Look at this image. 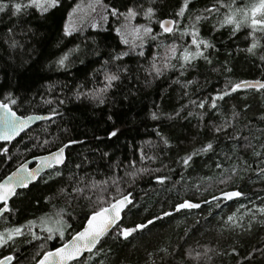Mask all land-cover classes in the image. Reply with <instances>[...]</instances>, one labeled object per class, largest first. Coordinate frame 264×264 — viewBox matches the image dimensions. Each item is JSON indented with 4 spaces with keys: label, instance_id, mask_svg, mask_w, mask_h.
Wrapping results in <instances>:
<instances>
[{
    "label": "trees",
    "instance_id": "16d2710c",
    "mask_svg": "<svg viewBox=\"0 0 264 264\" xmlns=\"http://www.w3.org/2000/svg\"><path fill=\"white\" fill-rule=\"evenodd\" d=\"M81 1L87 0H59L43 14L35 8L20 16L11 7L0 12V100L12 93L20 115L53 116L13 143H0V181L26 160L70 143L67 162L17 191L11 210L0 216V233L21 229L0 247V259L13 255L11 264H36L80 231L93 210L130 195L120 228L145 227L127 237L114 229L77 264H264V88L231 91L245 80L264 81V30L251 27L253 0H187L186 7L185 0H103L112 11L105 28L65 35ZM131 13L152 29L145 47H128L117 31ZM228 16L239 28L220 26ZM166 18L175 21L171 33L160 27ZM193 33L214 46L201 49L211 63L200 57L181 69L177 57L196 51ZM120 53L128 55L114 59ZM65 54L60 68L56 61ZM105 73L120 77L104 94L105 103L75 98L103 87ZM226 84L230 94L211 109L205 98ZM208 143L213 151L188 167L180 162ZM233 190L242 195L219 206L212 201ZM184 201L200 207L176 212ZM47 217L67 222L63 240L58 234L45 239L41 222Z\"/></svg>",
    "mask_w": 264,
    "mask_h": 264
},
{
    "label": "snow or ice",
    "instance_id": "6c2138e0",
    "mask_svg": "<svg viewBox=\"0 0 264 264\" xmlns=\"http://www.w3.org/2000/svg\"><path fill=\"white\" fill-rule=\"evenodd\" d=\"M59 3V0H48L46 4H42L40 0H27V3H18L13 2L11 4L4 3L3 0H0V12H4L6 9L11 7L12 9V15L13 16H20V15H26L27 10L29 8H35L37 9L41 14L47 13L49 9L55 8L57 4ZM187 6V0H185V7ZM219 6H214L213 9H210L208 11H218ZM228 7H231V5H228ZM151 10H149L150 12ZM243 13L246 19L249 18L248 12H243V10H238ZM250 20H251V27L255 30L258 26L261 27V30H264V0H259L258 4L251 5L250 8ZM184 12V7L181 8L180 14L182 15ZM259 14V15H258ZM206 18V17H205ZM201 17L197 16L196 21H200ZM172 24V21H164L161 23L160 27L162 28V31L164 33H169L172 31V28L170 25ZM228 24H236V27L239 28V22H237L233 16L226 17L220 24L221 27ZM71 29L66 25L64 32L65 35L71 34ZM119 31V30H117ZM145 32H151V29H145ZM157 37L153 36L152 39L155 40ZM123 43H127V41H122ZM192 45L196 47L195 52H189L187 49L183 51L181 55L177 57L178 61H183L180 63V68L184 69L186 66H190L191 62L196 60L197 58L202 57L205 61L211 63L210 60H208V56L204 54L203 50H207L209 48L214 47L210 43L206 41H201L197 38L196 34L193 33ZM13 47L16 46V43L13 42ZM253 47H255V43L253 44ZM77 48L70 49V52L77 51ZM172 56H177L176 46L173 45L170 49ZM249 52L252 51V48L248 49ZM127 53H120L118 56L114 57V59H121L123 56H127ZM140 56L144 55V52L141 51L139 53ZM68 59V54H65L61 56L57 61V66L60 68L66 67L65 61ZM264 59V57H262ZM165 69L167 68H174L175 65L173 64H165ZM152 68L156 72L157 75L161 73V68L157 67L155 63H153ZM183 74V73H181ZM120 77L116 74H110L105 73L104 76V82L103 87L97 89L95 92H89V93H77L76 99L79 100L82 95L89 96L91 99L96 100L98 98L99 103L103 104L105 103L104 100V94L108 92L110 88L113 87V84L115 82H118ZM191 83V82H190ZM242 86H255V85H248L247 82H244V84H236L232 86L231 91H236V89L242 87ZM261 88H264V84L259 85ZM228 85H225V88L221 91H218L215 95H211L209 97H206L205 99L211 100V104L208 105L211 109L215 110L217 108V101L223 100L225 96L229 95ZM45 103L51 104L52 101L48 100L45 101ZM63 103V101H61ZM199 107L204 108L205 102L202 100L199 104ZM20 108V103L16 98L13 97L12 93H7L3 100H0V141L3 142H10L15 136L19 135L21 132L24 131V129L28 128L30 124H32L33 121H39L48 119V117L44 116H23L18 115L17 111L14 109ZM54 114L56 113L55 110H53ZM191 115V113H189ZM152 118L156 119V114H152ZM216 132H221L222 128L217 127L215 129ZM159 135V133H157ZM115 135V133H113ZM164 143L167 144V140H164ZM3 152H7V149H2ZM64 149L60 148L59 151L51 153L48 156L44 157H38L40 162L37 164V166L29 170L27 162L20 164V166L17 168L15 172H13L10 176H8L2 183H0V203H2V207H0V213L9 211L8 209V200L11 198L14 194H16L17 187L19 188H25L27 187L31 182L37 181L38 178L42 177L40 176L41 170L44 168H51L53 165L62 163V160L60 159L61 154L63 153ZM210 151H213V144L208 143L204 147L200 148L199 150L193 151L190 155H187L183 158H181V163L188 167L190 165V162L193 161V158L196 156H199L204 153H208ZM259 155V154H257ZM143 158V157H141ZM217 168L221 167L220 163H217ZM141 171H146L145 169H141ZM158 171V170H157ZM158 180H163L162 177H157ZM242 194L238 191H226L222 192L220 196H213L212 201H215L217 206H219L220 203L231 200L234 197H240ZM128 197H123L121 200L116 201L115 203L110 204L108 207H100L98 211L93 210L92 215L90 217L86 216L87 220V227L83 228L82 231L77 232L70 241L67 243H63L61 247H57L54 251H49L44 254V258L39 261V264H77V257L81 253V251L87 249L91 251V249L97 245V243L101 240V238L108 232L109 229H116L118 232V235H122L124 237H127L131 232L135 231L136 229H142L145 227L144 224H138L135 228H120L121 221V209L123 206L128 203ZM205 203H209V201H205ZM200 205L196 203H192L190 201H184L182 203H179L175 206V211L179 212L182 209H191V208H199ZM261 212H264V208L260 209ZM56 215L59 217L60 213H56ZM165 216L170 215V213H164ZM99 218V221H98ZM158 219V218H157ZM229 221L233 220L232 216L228 217ZM42 223H46L42 220ZM152 221L149 220L148 224H151ZM57 225H64L67 226V222L63 221L62 218L58 219L56 221ZM47 232V235L45 236L46 240H53L56 235H59V238L63 240L64 238V231L62 227H47L45 229ZM21 229L15 228L11 230H6L5 233H0V247L7 245L9 241L13 240L14 235H20ZM37 238V237H33ZM51 258V260H49ZM14 259V257H4L3 260H0V264H8L10 260Z\"/></svg>",
    "mask_w": 264,
    "mask_h": 264
},
{
    "label": "rangeland",
    "instance_id": "374dc122",
    "mask_svg": "<svg viewBox=\"0 0 264 264\" xmlns=\"http://www.w3.org/2000/svg\"><path fill=\"white\" fill-rule=\"evenodd\" d=\"M250 1V0H249ZM42 4H46L48 0H40ZM246 2V1H245ZM251 5L258 4L259 0L249 2ZM111 9L107 7L103 0H87L78 2L69 14L66 25L72 30L71 33L83 30L85 28L102 29L105 28L109 22ZM65 25V26H66ZM145 29H151L147 24L139 23L133 13L130 14L128 22L119 29L118 33L122 36L124 41H127L128 47L132 46H146L147 40L152 36L151 32L146 33ZM42 226L47 227H62L64 225H57L55 219L47 217L44 218Z\"/></svg>",
    "mask_w": 264,
    "mask_h": 264
},
{
    "label": "water",
    "instance_id": "95a60500",
    "mask_svg": "<svg viewBox=\"0 0 264 264\" xmlns=\"http://www.w3.org/2000/svg\"><path fill=\"white\" fill-rule=\"evenodd\" d=\"M164 21H172V24L170 25V27L172 28V31H173V29H174V27H175V21H174L173 19H171V18H166V19H164L162 22H164ZM172 31H171V32H172ZM171 32H169V33H171ZM244 82H247L248 85H255V86H254V87H253V86H242V87H240V88H246V89H257V88H261L259 85L264 84V81H262V80H245V81H242V82H240V83H238V84H242V85H243ZM15 111H16V110H15ZM17 114L20 115L18 112H17ZM29 115H30V116H44V117H48V119L39 120V121H33L32 124H30V125L28 126V128L24 129L23 132H21L19 135L15 136L10 142H3V141H0V143H13V142L16 141L17 139H19L24 133H26V132L29 131L30 129L34 128L36 125H38V124H40V123H42V122H45V121H49V120H51V119L53 118V116H52L51 114H29ZM29 115H26V116H29ZM69 146H70V143H66L65 145H63V146L60 147V148H63V149H64L63 153H62L61 156H60V159L62 160V163H60V164H56V165H53L51 168H44V169H42V170H41V173H40V176H41V177H42L44 174L48 173L49 171L53 170V169L56 168V167H62V166L67 162V149H68ZM60 148H58V149H56V150H54V151H52V152H49V153H46V154H43V155H39V156H35V157H32V158L26 160L25 162H27L29 170L34 169V168L37 166V164L40 162V161H39L38 159H36V158H38V157H44V156H48V155H50L51 153H54V152L59 151ZM25 162H23V163H25ZM19 166H20V165H19ZM19 166H18V167H19ZM18 167H17V168H18ZM17 168H16L15 170H13L9 175H7L2 181H0V183H2V182H3L8 176H10L13 172H15V171L17 170ZM39 179H40V178H38V180H39ZM38 180H37V181H38ZM37 181H33V182H31L28 186H30L31 184H33V183H35V182H37ZM28 186H27V187H28ZM25 188H26V187H25ZM20 189H24V188H19V187H17V189H16V193H17V191H19ZM233 191H236V190H233ZM15 195H16V194H14V195H13L11 198H9V200H8V209H9V211L11 210L10 202H11L12 198H13ZM220 195H221V193L218 194L217 196H220ZM123 197H128V201H129V202L126 203V204L123 206V208L121 209V213H120V215H121V220H122V217H123L124 212L127 210V208L131 205V203H132V201H133L130 195H125V196H123ZM123 197L117 199L116 201L121 200ZM236 198H237V197H234V198L231 199V200H234V199H236ZM116 201H114L113 203H115ZM0 204H2V203H0ZM107 207H108V206H107ZM9 211H6V212H2V213H0V216L4 215L5 213H7V212H9ZM98 221H99V218H98ZM120 222H121V221H119L118 223H120ZM87 226H88V225H87V222H86L83 228H85V227H87ZM83 228H82L80 231H82ZM113 230H114V228H113V229H109L108 232H107L106 234H108L109 232H111V231H113ZM80 231H78V232H80ZM106 234H105V235H106ZM105 235H104V236H105ZM104 236L101 238V240L104 238ZM72 237H73V236H72ZM72 237H71L68 241H70V240L72 239ZM101 240L97 243V245H95V246L91 249V251H89V250H87V249L81 251V253H80L79 256L77 257V261L80 260V259H82L86 254L91 253V252H94V250L97 248V246L99 245V243L101 242ZM68 241H66L65 243H67ZM61 246H62V245H61ZM61 246H59V247H61ZM55 249H56V248H55ZM55 249H52V250H50V251H54ZM48 252H49V251H48ZM4 257H14V256H13V255H7V256H4ZM4 257H2L0 260H3ZM43 258H44V255L40 258V260H42ZM40 260H39V261H40ZM49 260H51V258H49ZM13 261H14V259L10 260V261L8 262V264H11ZM39 261H38L36 264H39ZM71 263H72V262H70V264H71Z\"/></svg>",
    "mask_w": 264,
    "mask_h": 264
},
{
    "label": "flooded vegetation",
    "instance_id": "af4514ba",
    "mask_svg": "<svg viewBox=\"0 0 264 264\" xmlns=\"http://www.w3.org/2000/svg\"><path fill=\"white\" fill-rule=\"evenodd\" d=\"M1 207H2V204H1Z\"/></svg>",
    "mask_w": 264,
    "mask_h": 264
}]
</instances>
